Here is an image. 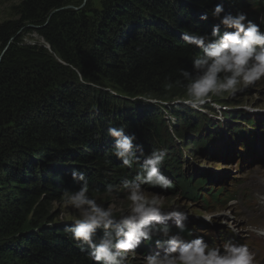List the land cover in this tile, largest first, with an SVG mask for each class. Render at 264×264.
<instances>
[{"label":"trees","instance_id":"trees-1","mask_svg":"<svg viewBox=\"0 0 264 264\" xmlns=\"http://www.w3.org/2000/svg\"><path fill=\"white\" fill-rule=\"evenodd\" d=\"M234 3L21 0L17 17L0 22V264H96L65 233L70 223L53 222L52 205L80 187L73 169L84 173L89 193L100 195L136 167L127 169L112 154L109 126L134 133L144 154L165 149L161 170L181 183L188 179L175 173L180 159L151 100L185 94L179 69L192 72L198 50L184 44L181 32L209 33L218 20L200 16L216 4L248 15ZM30 33L43 42H25ZM176 107L170 112L181 123L177 138L189 137L187 147L200 152L208 138L199 129L218 124L203 111ZM223 116L233 124L250 121L242 110Z\"/></svg>","mask_w":264,"mask_h":264},{"label":"clouds","instance_id":"clouds-1","mask_svg":"<svg viewBox=\"0 0 264 264\" xmlns=\"http://www.w3.org/2000/svg\"><path fill=\"white\" fill-rule=\"evenodd\" d=\"M209 15L218 20L209 33L185 30L180 36L186 46L198 50L191 59L192 72L179 69L181 79L177 81L185 93L184 103L193 109H200L210 96L234 95L264 78V31L260 25L244 13H226L223 4L202 13L200 20ZM107 134L113 138L112 154L126 168L138 165V170L119 186H105L108 195L119 190L126 194L129 203L119 214L92 198L84 173L72 170L71 178L80 182V187L63 193L64 204L76 213L64 231L88 259L96 264H127L129 253L160 236L164 239L155 241L158 250L147 254L144 264H254L255 254L246 244L225 240L210 246L202 235L185 239L181 233L186 231L182 221L188 219L187 213L175 205L166 208L159 195H145L144 185L162 190L174 187L161 171L165 149L154 148L144 154L143 148L134 144L135 134H126L123 126H109ZM170 219L179 231L172 232L167 224ZM204 220L211 223L212 217ZM250 231L264 236V228L250 227ZM187 232L193 235L191 230Z\"/></svg>","mask_w":264,"mask_h":264},{"label":"rangeland","instance_id":"rangeland-1","mask_svg":"<svg viewBox=\"0 0 264 264\" xmlns=\"http://www.w3.org/2000/svg\"><path fill=\"white\" fill-rule=\"evenodd\" d=\"M20 1L0 0V22L17 17L16 7ZM237 1L238 3H236ZM234 2L233 5L236 11L241 12L246 7L245 10L250 12V16L247 17L248 20L259 24L260 28H263L259 23V17L262 16L264 19V15L252 9V7L261 9L264 7L263 3L259 4V0H254L255 3H253V0H234ZM215 23L217 24L218 22H212V26ZM221 30H224L222 26ZM24 41L43 42L35 33L25 35ZM166 99L168 100L161 104V101L156 103L155 99H152L151 103L160 110L161 116L164 119L165 134L168 135V141L174 147V151L171 154L180 159V168H177L175 173L179 172L180 176L185 174V177L188 179L181 183L178 175H166L161 170L173 182L174 187L162 190L158 187L144 185L145 195L148 197L159 195L165 202L166 208L175 205L186 212L188 219L182 221V223L192 230L195 236L204 235L208 237L213 246L223 243L222 234L233 237L238 242H244L245 232L250 227L264 228V169L258 166L257 162L250 164L246 161L240 162L244 157L239 158L234 155L230 157V160H222L221 158L205 157L200 152H193L190 147H187L189 137L186 139L177 138L176 133L181 130V123L171 115L170 111L173 106L185 107L199 114L204 112L203 115L205 117H213L212 121L219 123L218 119L220 115L218 111L222 112L224 110L226 113L233 114L243 110L248 116L254 119L260 118L264 122V78L247 86L242 91L236 92L234 95L210 96L209 101H206L200 109H193L186 105L184 103L185 94L172 95ZM215 100H221L224 103H217ZM146 103H150V101ZM206 107L211 108L216 114L212 115ZM200 111L203 112L201 113ZM199 130L201 132V129ZM199 130L195 134H198ZM262 130H264V127ZM154 145L160 146L157 141H154ZM235 145L238 146L239 143ZM222 146L221 148L214 147L215 153H223L229 157L231 151L227 150L225 144ZM244 154L247 155L248 152ZM255 161L260 160L255 159ZM136 168L137 166L130 171L127 170L125 178H132L136 173ZM194 170L195 175L189 176L193 174ZM219 178L224 179V182H217L216 180ZM197 179L203 180H200L201 185L192 187ZM121 181L116 185L119 186ZM203 183H205L206 189L202 186ZM89 195L97 199L98 202L112 208L116 214L125 210L129 203L126 199V194L122 190L117 191L113 195L106 193L100 195L89 193ZM63 201L62 195L52 205V213L55 215L54 223H71L72 217L76 214L75 210L71 206H66ZM205 216H211L212 222H206L204 220ZM167 224L170 226L172 232L176 229L173 220H168ZM233 228L235 231L232 230ZM157 237L160 236H154L152 241ZM184 238L191 239L192 237ZM159 239L162 240L164 238L160 237ZM152 241L143 242L135 252L129 253L127 264H144V257L158 250L155 247V242ZM249 249L255 254L254 264H264V253L252 249L251 246ZM159 251L162 253L163 250L159 249Z\"/></svg>","mask_w":264,"mask_h":264},{"label":"water","instance_id":"water-1","mask_svg":"<svg viewBox=\"0 0 264 264\" xmlns=\"http://www.w3.org/2000/svg\"><path fill=\"white\" fill-rule=\"evenodd\" d=\"M208 99H209V98H208ZM208 99H207V101H209ZM215 101H216L217 103H224V102L221 101V100H215ZM204 104H205V103H204ZM231 107H234V106H231ZM234 109H236V108H234ZM240 109H241V108H240Z\"/></svg>","mask_w":264,"mask_h":264},{"label":"bare ground","instance_id":"bare-ground-1","mask_svg":"<svg viewBox=\"0 0 264 264\" xmlns=\"http://www.w3.org/2000/svg\"><path fill=\"white\" fill-rule=\"evenodd\" d=\"M263 183H264V180H263Z\"/></svg>","mask_w":264,"mask_h":264}]
</instances>
